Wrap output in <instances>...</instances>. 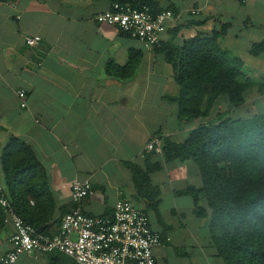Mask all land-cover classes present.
I'll use <instances>...</instances> for the list:
<instances>
[{"label": "crops", "instance_id": "1", "mask_svg": "<svg viewBox=\"0 0 264 264\" xmlns=\"http://www.w3.org/2000/svg\"><path fill=\"white\" fill-rule=\"evenodd\" d=\"M152 1L157 10L179 15L168 21L161 45L217 33L219 47L243 61L244 76L253 82L245 102L230 109L220 98L212 116L225 110L233 118L264 114V51L251 54L253 45L264 41V0ZM110 5L109 0H0V188L6 186L2 151L11 136L17 137L45 170L55 220L73 206L72 183L89 179L93 191L81 210L111 214L118 199H127L145 211L164 241L153 249L156 264H222L211 243L209 219L196 216L194 200L181 193L201 185L194 163L166 162L161 154L145 152L153 136L180 143L207 119H178L177 104L169 99L178 94L172 66L157 48L98 23L95 16ZM33 36L39 43L27 45L26 38ZM131 51L140 55L134 74H109L108 65L125 66ZM20 90L24 99L17 95ZM155 163L162 168L149 173L150 190L157 194L154 208L137 192L128 165L146 170ZM52 230L57 232L56 224ZM13 233L8 219L0 234V258L11 248ZM51 261L73 264L72 258L53 253L26 254L15 264Z\"/></svg>", "mask_w": 264, "mask_h": 264}, {"label": "trees", "instance_id": "2", "mask_svg": "<svg viewBox=\"0 0 264 264\" xmlns=\"http://www.w3.org/2000/svg\"><path fill=\"white\" fill-rule=\"evenodd\" d=\"M109 1L135 8L147 6L153 14L163 11L157 10L152 0ZM218 35L157 47L173 68L178 94L169 99L177 104L178 119H207L180 143L159 135L161 155L166 162L191 160L196 166L201 185H189L181 193L194 200L196 216L209 219L211 243L221 263L264 264V114L233 118L231 111L225 110L212 116L218 99L225 98L232 109L245 102V92L253 85L251 78L244 76L243 61L219 47ZM262 51L264 41L251 48L253 55ZM139 56V52L131 51L125 66L110 63L108 73L118 78L131 77ZM1 162L6 184L1 189L9 206L39 233L56 234L52 228L56 224L59 229L61 220L54 218L55 204L47 175L33 150L11 136L3 148ZM128 166L137 192L155 208L157 201H152L157 194L150 190L149 173L162 165L149 164L146 170L136 164ZM7 220L0 205V234ZM48 253L57 254L60 259L67 257L59 251Z\"/></svg>", "mask_w": 264, "mask_h": 264}, {"label": "built area", "instance_id": "3", "mask_svg": "<svg viewBox=\"0 0 264 264\" xmlns=\"http://www.w3.org/2000/svg\"><path fill=\"white\" fill-rule=\"evenodd\" d=\"M194 13L198 12L192 11ZM178 16L171 10L153 14L147 6L135 8L128 3H113L98 13L95 20L116 26L152 49L160 46V35L166 31L168 21L176 20ZM39 41V36L26 38L29 46H35ZM17 95L24 99L26 92L20 90ZM25 106L23 101L21 107ZM161 148V137L155 135L147 143L145 152L161 154ZM92 191L89 179L75 180L70 192L72 208L62 216L57 233L45 235L13 211L0 188V205L14 227L11 248L2 255L0 264H15L23 255L52 251L64 253L75 264H156L153 249L164 241L152 230L147 214L127 199H118L109 216L84 213L81 202Z\"/></svg>", "mask_w": 264, "mask_h": 264}]
</instances>
